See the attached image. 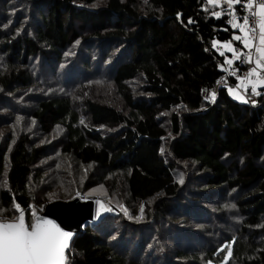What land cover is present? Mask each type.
Returning a JSON list of instances; mask_svg holds the SVG:
<instances>
[{
	"label": "trees",
	"instance_id": "1",
	"mask_svg": "<svg viewBox=\"0 0 264 264\" xmlns=\"http://www.w3.org/2000/svg\"><path fill=\"white\" fill-rule=\"evenodd\" d=\"M22 2L0 0V215L19 204L30 223L102 185L144 221L105 214L65 264H222L229 248L226 264H264V97L206 98L217 44L242 47L212 15L227 5Z\"/></svg>",
	"mask_w": 264,
	"mask_h": 264
},
{
	"label": "snow or ice",
	"instance_id": "2",
	"mask_svg": "<svg viewBox=\"0 0 264 264\" xmlns=\"http://www.w3.org/2000/svg\"><path fill=\"white\" fill-rule=\"evenodd\" d=\"M206 3L214 6H221L222 3L227 5L225 14L231 17L227 21L228 24L242 33V35H234L232 40L241 42L243 49H247V52L234 48L231 41L224 42L223 47L230 50L233 58L239 60L240 63L254 65L237 79L245 89L250 85L252 93L255 94L258 87H264V0H259V2L257 0H206ZM236 5H240L241 12L248 14L242 17L237 16L234 7ZM212 15L219 19L222 13L213 11ZM250 17L252 18L251 24ZM188 23H193V21L189 19ZM220 54L224 55L223 52ZM226 62L232 65L233 59H227ZM228 90L236 98L243 99L233 89ZM180 182L183 183V180L181 179ZM13 207L18 215H14L11 219L0 215V264H65V250L69 247V240L73 233L65 231L55 220L37 216L35 211L31 213L32 219L28 223L25 211L20 208V205L14 203ZM230 207L234 208L235 205H230ZM101 208L104 212L111 211V208L103 204ZM141 211H143L142 208ZM231 254L229 248L222 264H226ZM208 264L212 262L209 261Z\"/></svg>",
	"mask_w": 264,
	"mask_h": 264
},
{
	"label": "water",
	"instance_id": "3",
	"mask_svg": "<svg viewBox=\"0 0 264 264\" xmlns=\"http://www.w3.org/2000/svg\"><path fill=\"white\" fill-rule=\"evenodd\" d=\"M94 209L95 203L92 199L89 198L86 201H80L77 198L69 202L51 203L37 216L55 220L65 231H71L73 233L69 240V247L65 250L66 257L69 248L83 227L94 220Z\"/></svg>",
	"mask_w": 264,
	"mask_h": 264
},
{
	"label": "rangeland",
	"instance_id": "4",
	"mask_svg": "<svg viewBox=\"0 0 264 264\" xmlns=\"http://www.w3.org/2000/svg\"><path fill=\"white\" fill-rule=\"evenodd\" d=\"M19 5H16L15 6V8H16V10H15V12L13 13H11V15H14L15 13H16V11H20V10H24L25 8H26V5L22 2L21 3V0H15ZM27 3V2H26ZM15 4V3H14ZM13 4V5H14ZM37 7V4H34V5H31L30 6V8H29V11L31 12V15L29 16V14H28V17H32V12L34 11V9ZM6 10H7V8H6ZM28 12V11H27ZM25 13H26V11H25ZM4 17V16H3ZM26 22V24H28V22H30V20H26L25 21ZM14 23V21L12 22V20H11V22L9 23V25H8V29H9V27L11 26V24H13ZM7 29V30H8ZM82 48H84V46H82V44H79V45H77L76 47H74V48H71V50L70 51H72L73 53H75V52H79V51H81V49ZM247 51V50H246ZM244 52V51H243ZM229 59V58H228ZM241 59H242V57H241ZM240 61L238 60V63H239ZM225 63H226V61H225ZM40 84H41V86H53V87H55L56 85H57V82L56 83H51V84H48V83H46L45 81H43L42 80V78H41V80H40ZM33 88H35V87H33ZM32 88V89H33ZM23 91L25 92V94H28V93H30V91H27V90H24L23 89ZM0 115H4L3 113H2V110L0 111ZM0 135L1 136H4V134H2V133H0ZM42 141H45V140H42ZM66 168L68 169V171H69V167H68V165H66ZM86 171H89V169H87ZM96 185V184H95ZM58 193V191L57 190H54L53 191V197H52V199L56 196V194ZM83 194H85L86 195V197H87V199H92L93 201H94V203H95V209H94V220L93 221H97V222H99L100 220H102L103 219V216L105 215V214H107V213H114V212H116V213H118V214H122V213H124V214H129L130 215V218H128L127 220H129V221H133V222H139V223H142L143 221H144V219H137V217H139L138 215H133L130 211H133V212H136L137 211V209L136 208H129V207H127V202L125 201V200H122V201H117V200H114L112 197H111V195H110V193H109V191L104 187V186H102V185H96V186H94L91 190H89V191H87V192H83ZM74 199H77V197L76 198H74ZM74 199H72V200H74ZM72 200H70V201H72ZM97 201H99V203H97ZM55 202H65V201H55ZM67 202H69V201H67ZM52 203H54V202H52ZM101 204H103L105 207H108V208H111V211H109V212H104L103 210H102V208H101ZM127 212H126V211Z\"/></svg>",
	"mask_w": 264,
	"mask_h": 264
},
{
	"label": "built area",
	"instance_id": "5",
	"mask_svg": "<svg viewBox=\"0 0 264 264\" xmlns=\"http://www.w3.org/2000/svg\"><path fill=\"white\" fill-rule=\"evenodd\" d=\"M257 2H259V0H257ZM237 6H238V8L236 9V15L237 16L242 17L243 15L248 14L246 12H241L240 11V5H237ZM224 15L227 17V20H226V22H227L231 17L226 15L225 12H224ZM240 22L242 23V19L240 20ZM251 23H252V18L250 17V24ZM227 24H228V22H227ZM229 26L231 27V25H229ZM234 30L239 32V29H234ZM242 47H243V45H242ZM246 50H245V52H247ZM242 59H243V57H242ZM253 66L254 65H248L246 63H240V62L239 63L237 62L236 64L228 65L227 62H226L222 66L221 77L217 81V85L215 86V88H213L212 90H210V91H208L206 93L207 101L214 102L216 100V98H217V95H218V92H219L220 88L229 89L233 85L232 80L236 81L237 83L240 82V80L237 79V77L238 76L242 77L244 75V73L247 70H249L251 67H253ZM237 68L239 69L238 71L235 70ZM213 93L215 95H213ZM245 93H246L248 101L250 103H252V104H256L257 103V96L256 95L258 94V92L256 91V93L253 94L250 85L247 87V89H245ZM78 198H79L80 201H86L87 200L86 195L83 194V193L79 194Z\"/></svg>",
	"mask_w": 264,
	"mask_h": 264
},
{
	"label": "crops",
	"instance_id": "6",
	"mask_svg": "<svg viewBox=\"0 0 264 264\" xmlns=\"http://www.w3.org/2000/svg\"><path fill=\"white\" fill-rule=\"evenodd\" d=\"M222 4H224V3H222ZM224 5H226V4H224ZM237 35H242V33L237 32ZM232 45H233L234 48H237L233 43H232ZM217 46L220 49V52H223L226 55L227 59L228 58L229 59H233V62L234 63L238 61V60H235L233 58V54H232V52L230 50H228V49H226V48L223 47V43H218ZM240 50H242V51L245 52V49H243L242 47L240 48ZM230 88L233 89V91L236 92L239 96L243 97V99H238V98H236V96H234L233 94H231L229 92V90H228V93L232 97H234L237 101H240V102H244L245 100L248 101L247 95L245 93V87L242 84H240V82L235 83ZM256 91L258 92V94L256 95L257 97H259V96L264 97V87H258Z\"/></svg>",
	"mask_w": 264,
	"mask_h": 264
},
{
	"label": "clouds",
	"instance_id": "7",
	"mask_svg": "<svg viewBox=\"0 0 264 264\" xmlns=\"http://www.w3.org/2000/svg\"><path fill=\"white\" fill-rule=\"evenodd\" d=\"M236 9L238 8V6L236 5V6H234ZM226 10V9H225ZM225 10H224V12H225ZM224 12L222 11L221 13H222V15L221 16H223V17H225L226 18V20H227V17L224 15ZM226 24H227V22H226ZM234 30V29H233ZM234 31H236V30H234ZM236 32H238V31H236ZM243 48V47H242ZM219 49V48H218ZM220 50V49H219ZM246 50V49H245ZM238 62V61H237ZM237 62H233V64H236ZM225 64V63H224ZM232 82H233V85L235 84V83H237L236 81H233L232 80ZM248 99V98H247ZM257 101H258V97H257ZM247 102H249V101H247ZM252 104V103H251ZM257 104V103H256ZM253 105H255V104H253ZM78 198V197H77ZM93 222V221H92ZM91 223V222H90Z\"/></svg>",
	"mask_w": 264,
	"mask_h": 264
}]
</instances>
